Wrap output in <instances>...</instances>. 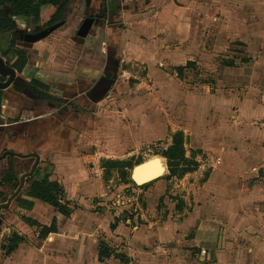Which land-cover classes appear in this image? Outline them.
Wrapping results in <instances>:
<instances>
[{
	"label": "crops",
	"instance_id": "1",
	"mask_svg": "<svg viewBox=\"0 0 264 264\" xmlns=\"http://www.w3.org/2000/svg\"><path fill=\"white\" fill-rule=\"evenodd\" d=\"M83 2L68 0L64 20L40 42L19 34L21 18L8 14L17 31L12 57L0 51L2 58L15 62V52H26L18 80L44 84V93L60 102L18 92L16 81L3 90L0 264H264V126H255L264 118V0H94L90 6L99 14L85 36L78 22ZM105 2L107 19L100 16ZM58 9L44 6L34 31ZM87 39L95 49L86 47ZM130 65L144 66L145 84H155L158 95L182 102L176 117L198 121L199 128L186 122L176 132L193 142L190 151L185 144L186 156L197 166L180 181L195 179L185 193L169 200L163 176L138 185L137 206L116 209L137 184L103 194L100 153L85 159L80 145L86 124L101 123V115L64 104L82 98L102 108L123 78L120 67L130 75ZM128 113L146 129L153 127L149 119H163L159 110ZM54 185L65 213L35 197Z\"/></svg>",
	"mask_w": 264,
	"mask_h": 264
},
{
	"label": "rangeland",
	"instance_id": "2",
	"mask_svg": "<svg viewBox=\"0 0 264 264\" xmlns=\"http://www.w3.org/2000/svg\"><path fill=\"white\" fill-rule=\"evenodd\" d=\"M90 2L94 3V0H84V2L81 3V9L79 8V11L81 12L78 19V22L81 23V27L79 26V33L81 32L82 24L87 19H93V21H96L95 16H98L99 14L97 8L90 6ZM105 3L104 11L101 12L100 16H102L104 12L106 13V16L108 14L109 17V11L107 7L108 4L107 2ZM86 5L89 7L88 13H85V9L88 8ZM7 12L8 14H11L8 8ZM111 21L112 22L110 24L113 25V28L115 29L117 28L119 30H123L126 27V24L122 23L121 21ZM34 22L35 21L32 19L26 20L21 18V21L17 23L19 34L22 32L25 33L26 36L29 34H36L39 30L34 31V29H36V27L33 26ZM28 29H31L32 31L29 32ZM13 39V32L0 34V51L3 53H8L9 58L12 57L13 54ZM92 41V39H87L86 47L92 49L94 47V43ZM45 46L48 47L49 45H41L42 48ZM126 67L127 66H123V69ZM127 69L131 71L130 75H126L124 70H122L120 67L123 78L118 81L115 91L112 92V98L110 100L108 99L102 108L93 106L92 103L89 104L88 101L85 102L82 100V98H78L72 102H67L64 105L68 106V111H79L81 114H85L89 117L95 116L94 114L97 116L101 115V123H96L91 120L88 124H86L85 133L80 136L82 143H79L82 146V149H84V158L91 155L96 156L98 153H100L99 159L101 166L106 168L103 173L104 181L101 180L102 189L104 190L103 194L107 193L110 189H115L116 191L120 188L122 190L126 187L125 184L130 183V178L135 167L149 160L159 158L163 159V162L167 168L166 174L163 177V180L166 183V187L163 189V191L167 193V196L170 197L169 200H171L174 197L173 194H178V192H181L182 194L185 193L188 190V187L186 189V186L189 184V182L190 184L194 185L195 179H187L185 181V185H181V179H184L187 174L172 175L168 168V161L161 154L173 141L172 139L177 134L176 132H184V129L187 128L185 125L186 122H194V128H199L200 125L198 121L193 119L186 121L183 115H181L182 117H176V115L179 113V108L182 107L180 106L182 102H172L162 93L158 95V91L155 87V84L153 83H151L150 87H147L145 84L148 81L146 79L147 72L144 69V66L135 65L133 67L130 65ZM200 73L201 78H208L206 71H200ZM262 77L264 78V76ZM18 79L19 78H17L16 81ZM95 80L96 77L91 80L92 84L95 82ZM180 81L181 85L185 84L183 78H181ZM166 83L167 82H164L162 84L161 91L166 89ZM203 85L204 84L198 83L199 88L202 87L200 88L202 92H206L208 87H204ZM86 87H88V85ZM51 92L52 91L50 90V93ZM262 92V96H264V88ZM256 95L257 94L254 93L251 94L252 97H255ZM250 104L257 105L258 103ZM262 104L264 105V102H262ZM130 110L138 111L139 113L141 110L155 112L159 110L163 119H149V124H151L153 127H151L152 129H146V126L142 124V121L139 118H130L128 115ZM255 126H264V118L257 120L255 122ZM192 143L193 142L190 140V138L186 139L185 136V144L187 145L189 151L191 149L190 146ZM112 161L115 162L113 164L109 163ZM116 163H118V165H115ZM122 163H126L128 166L121 167L120 164ZM209 175L207 177H209ZM177 180L179 182H176ZM202 180L205 181L206 176L203 177ZM202 184L203 183H200V185ZM153 187L155 188L156 186L154 185ZM149 189L150 187H148V190ZM155 190L159 191L161 189L156 188ZM179 196H177V198H179ZM154 203L157 205V201ZM145 206H148L147 202H145Z\"/></svg>",
	"mask_w": 264,
	"mask_h": 264
},
{
	"label": "trees",
	"instance_id": "3",
	"mask_svg": "<svg viewBox=\"0 0 264 264\" xmlns=\"http://www.w3.org/2000/svg\"><path fill=\"white\" fill-rule=\"evenodd\" d=\"M54 6L59 7L55 16L51 19V21L43 28V30L39 31L34 35L28 36V41L30 42H40L46 37H48L59 24L64 20L67 9H68V0H0V34L6 32H16L17 29L9 17L7 13V8L10 13L14 17L23 18L26 20L33 19L36 22H39L41 10L44 6ZM102 16L106 18V13L103 12ZM17 38V33L15 35ZM15 44V41L13 42ZM14 57H17V61L13 62L14 59L9 60V64H12L13 69L17 70L19 73H22L27 65V54L26 52L19 50L14 53ZM3 57V56H2ZM5 57V56H4ZM4 59V58H3ZM1 81L5 82V78H1ZM15 88L18 92H23L25 90L30 91L38 100H50L57 101L59 100L49 96L44 93V91H48L49 88L44 84L33 81L31 83H25L22 80H17L15 83ZM3 99V90L0 89V108ZM168 161V168L172 175H186L194 171L197 166V163L189 160L187 158L186 149H185V138L182 132L177 133L173 138V144L168 149H166L161 154ZM115 165H118L116 163ZM121 167H127L126 163L120 164ZM130 182L135 184L133 180L130 178ZM43 185L36 184L37 189L42 188ZM61 192L58 185H54L52 187L44 188V191L41 193L36 192V198L51 204L55 207H59L62 212H66V210L60 205L57 196ZM22 240H18L9 251H13L16 249ZM104 247L101 249V256L105 253Z\"/></svg>",
	"mask_w": 264,
	"mask_h": 264
},
{
	"label": "water",
	"instance_id": "4",
	"mask_svg": "<svg viewBox=\"0 0 264 264\" xmlns=\"http://www.w3.org/2000/svg\"><path fill=\"white\" fill-rule=\"evenodd\" d=\"M92 24H93V19H92V20H90V19L87 20V21L83 24L80 33H82V35L85 36V35L88 33V31L90 30V27L92 26ZM0 74H1L2 76H5V77H10L9 80H8L7 82H2V81L0 80V89H2V90L8 89L11 85H13V83H14V82L16 81V79H17V71H16L15 69H13V68L7 66V64H6L5 60L2 58L1 54H0ZM148 163H151V160H150L149 162H145V163H143V164H141V165L135 167V169L133 170L132 175H131V179H132L137 185H139V183H138V182H139V181H138V178H139V177H140V178L143 177V175H139V174H137V170L140 169V168H142V167H144V166H146ZM162 177H163V176L156 177V178L152 179V180L150 181V183H151V182H154V181H156V180H158V179H160V178H162ZM0 214H1V212H0Z\"/></svg>",
	"mask_w": 264,
	"mask_h": 264
},
{
	"label": "bare ground",
	"instance_id": "5",
	"mask_svg": "<svg viewBox=\"0 0 264 264\" xmlns=\"http://www.w3.org/2000/svg\"><path fill=\"white\" fill-rule=\"evenodd\" d=\"M137 174L143 175L142 178H138L139 185H146L150 183L152 179L164 176L165 167L159 158H155L151 160V163H148L146 166L138 169Z\"/></svg>",
	"mask_w": 264,
	"mask_h": 264
},
{
	"label": "built area",
	"instance_id": "6",
	"mask_svg": "<svg viewBox=\"0 0 264 264\" xmlns=\"http://www.w3.org/2000/svg\"><path fill=\"white\" fill-rule=\"evenodd\" d=\"M142 186H132L131 188L125 190L123 196L119 197L118 200L115 202L114 208L120 209L121 206H125L127 204H132L133 206H137V203L140 201V191ZM128 193H131L133 197L129 196ZM126 196L129 197V200L126 199ZM122 203V205H120Z\"/></svg>",
	"mask_w": 264,
	"mask_h": 264
},
{
	"label": "flooded vegetation",
	"instance_id": "7",
	"mask_svg": "<svg viewBox=\"0 0 264 264\" xmlns=\"http://www.w3.org/2000/svg\"><path fill=\"white\" fill-rule=\"evenodd\" d=\"M113 1H114V2H117L118 0H113ZM114 7H115V5H114ZM114 7H113V8H114ZM6 64H7L8 67L13 68L11 64H9V63H6ZM16 71H17V70H16ZM1 76H2V75H1ZM1 78H5V80L8 81V77H4V76H2ZM1 78H0V79H1ZM9 78H10V77H9ZM16 82H17V81H16Z\"/></svg>",
	"mask_w": 264,
	"mask_h": 264
}]
</instances>
